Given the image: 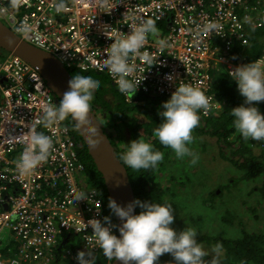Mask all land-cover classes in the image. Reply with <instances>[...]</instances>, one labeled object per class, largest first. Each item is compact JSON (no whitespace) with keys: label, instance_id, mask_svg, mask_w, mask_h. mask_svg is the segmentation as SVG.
<instances>
[{"label":"built area","instance_id":"obj_1","mask_svg":"<svg viewBox=\"0 0 264 264\" xmlns=\"http://www.w3.org/2000/svg\"><path fill=\"white\" fill-rule=\"evenodd\" d=\"M249 1L114 0L117 4L103 12L98 0H65L66 10L57 13V0H0V21L21 39L53 54L67 69L104 74L118 90L104 66V50L113 39L130 32L131 16L136 22L153 19L161 23L158 37L149 34L140 51L148 52L154 64L137 55L129 57L135 66L129 78L139 83L136 93L169 98L176 83L197 86L209 99L208 109L199 110L200 117L223 109V99L211 93V72L228 73L249 63L234 50L236 45L248 46V34L264 26V7ZM25 23L32 29L27 37L17 31ZM208 23L217 27L202 32ZM159 39H166L170 47L161 49ZM253 61L264 66V49ZM122 95L126 102L133 101ZM59 102L36 66L17 54L1 52L0 264H79L78 252L91 250L96 256L99 251L93 230L86 226L88 220L103 222L109 216L115 224L107 201L90 186L79 151L82 144L66 118L52 128L37 126L53 140L51 155L30 176L17 173L15 162L29 130L44 106ZM73 190L92 195L73 201ZM112 230L116 234V228Z\"/></svg>","mask_w":264,"mask_h":264},{"label":"clouds","instance_id":"obj_2","mask_svg":"<svg viewBox=\"0 0 264 264\" xmlns=\"http://www.w3.org/2000/svg\"><path fill=\"white\" fill-rule=\"evenodd\" d=\"M116 4L114 0H98V7L103 12H108ZM54 7L57 13L66 10L65 0H57ZM130 19L133 21L130 32L113 39L110 46L104 50L107 54L104 66L113 76L118 91L124 95L132 91L136 93L139 85L129 78L135 70V66L129 63L130 54L140 56L152 66L154 64L152 57L148 52L140 50L148 35L158 32L153 19H142L136 22L134 15ZM216 27L215 23H208L200 30L207 32ZM103 30L106 35L107 25ZM17 31L27 37L32 29L25 23ZM165 31H167L166 27ZM158 46L161 49L170 47L166 39H159ZM2 52L8 51L3 50ZM228 75L235 81L239 94L245 98L242 104L230 110L234 128L245 141L247 140L246 143L249 144L251 151L255 147L264 149V114L253 103L264 101V66L259 61H252L235 67L234 70L228 72ZM166 79L172 80L173 77L166 75ZM99 86L100 80L92 75L75 73L68 81V90L63 93L59 104L44 106L42 114L29 130L24 150L15 162L19 175L30 176L38 165L48 160L51 155L53 140L49 135L37 131V126L52 128L59 121L71 116L78 124L87 126L92 133L89 145L95 146L94 137L98 132L97 127L89 123V112L90 101ZM147 94L154 96L148 92ZM132 102L137 103L138 101H135L133 97ZM208 107L209 99L199 87L176 83L175 91L160 106L158 115L162 119L153 129L154 137L161 145L171 148L177 159L188 158L189 161L185 160V163L195 165L199 160V154L190 147L193 141L192 131L199 124V110L206 111ZM231 138L230 136L227 140L219 142L214 139L217 143V154L220 156V159H214L222 163L221 159L225 160L224 156L230 154L226 153L223 145L229 147L230 152L231 149L235 150L238 147V143L231 145L232 148L228 145L227 141ZM163 158V152L156 149L151 142L139 137L126 143L125 150L119 156L122 165L134 170L155 169ZM213 163L214 165L220 164L215 161ZM205 172L208 174L206 170ZM71 195L73 201H76L86 199L92 193L73 190ZM107 203L116 225L111 222L109 216H104L103 222L95 218L88 220L86 226H90L93 230L95 246L99 248V251L96 256L91 250L87 253L78 252L76 259L79 264H100L99 258L104 260V264H111L113 260L121 264H156L164 253L170 254L175 264H220L223 252L221 243L212 246V259L207 261L205 257L209 255V252L205 250L201 242L197 241L198 230L196 228L187 225L178 232L171 227L174 221L171 202L158 203L134 199L127 205L121 206L114 199L109 198ZM137 207L141 209L138 213L135 212ZM114 215L120 219L119 225ZM113 228H116L117 235L113 232ZM12 264H17V262L13 261Z\"/></svg>","mask_w":264,"mask_h":264},{"label":"trees","instance_id":"obj_3","mask_svg":"<svg viewBox=\"0 0 264 264\" xmlns=\"http://www.w3.org/2000/svg\"><path fill=\"white\" fill-rule=\"evenodd\" d=\"M249 4L256 5L258 8L260 6L264 7V0L260 4H257L255 0H250ZM248 38L250 39L248 46L236 45L234 49L239 57L246 56V61L251 62L263 52L264 26L253 33H249ZM2 51L0 48V54ZM69 70L72 76L79 73L92 75L100 80V86L94 91L90 104L100 122L101 118L98 116V112L103 114L102 127L114 145L118 157L125 150L126 143L138 137L151 142L156 149L163 152L164 158L155 169L134 170L125 165L135 199L158 203L171 202L174 215L171 227L178 232L187 225L196 228L198 230L196 239L202 243L205 249L212 248L216 243H221L223 252L220 264H264V232H248L241 229V235L224 236L222 231H215L216 228L209 230L206 227V231L204 225L197 227L196 223L200 220L196 219L197 215L195 214H192L190 218H184L186 211L183 204L178 203L179 196L181 197L185 191L196 192L195 190L204 189L202 186L205 181L203 182L198 175H195L194 167L193 170L188 169L187 163H185L188 158L184 160L177 159L173 150L161 145L153 135V129L159 125L162 119L158 115L160 106L165 101L162 98H168V96L154 97L147 94V92L139 91L133 96L135 101L138 102L128 103L124 100V96L110 83L108 76L91 71L83 72L70 68ZM224 73L221 74V77L219 76V81H217L216 76L212 75L211 72L213 77L211 93L215 98L223 99L222 111L210 112L208 116L200 115L199 124L193 129V133L202 134L206 132L208 135L213 136L217 142L227 140L231 136L232 138L227 141L228 145L231 147V145L234 146L238 143V147L235 150L231 149L228 156H224L225 160H228L232 165V168H224L223 171L237 173L238 176L235 181L250 182L254 186L252 190L258 191L264 200V150L259 154L251 151L249 144L235 130L230 110L240 105L239 101H244L245 98L239 94L235 81L229 77L228 73ZM254 104L264 114V101L254 102ZM136 114H141L145 121L138 119ZM66 119L73 128L76 139L82 144L79 151L87 167L86 172L90 180V186L97 189L102 197L108 201L106 188L100 173L96 170L92 159L87 153L70 116H67ZM119 130H121V135H117ZM125 134L128 135V139L125 138ZM196 142L197 139L194 143ZM203 146L204 144H201V149ZM89 180L87 181L89 182ZM235 181H230L228 184L217 182L212 188L208 186L204 189L206 191L205 196H203L206 199L204 205L209 211L217 210L216 219L218 222H232V215L229 213L228 208L222 210L223 213L219 215L217 201L222 200L225 196L222 191L227 190L228 185H233V188L236 186ZM189 186L192 189L188 191ZM217 189H219V193H217ZM258 202L261 201L258 200ZM139 211L141 209L137 207L136 212ZM211 259L212 254L209 253L205 260L210 261ZM170 261L175 264L173 257L168 253H164L159 257L156 264H168ZM99 262L104 264V260L101 258H99Z\"/></svg>","mask_w":264,"mask_h":264},{"label":"rangeland","instance_id":"obj_4","mask_svg":"<svg viewBox=\"0 0 264 264\" xmlns=\"http://www.w3.org/2000/svg\"><path fill=\"white\" fill-rule=\"evenodd\" d=\"M222 73H224V69H220L214 72L217 81H219V76L221 77ZM134 94L135 91L128 93L129 97H133ZM162 99L166 101L169 98ZM243 102V100H240L239 104H242ZM98 116L101 118L102 123V118L104 117L103 114L98 112ZM136 117L141 121H145V118L141 114H136ZM192 134L194 141H192L190 147L199 154V160L195 165L187 162V166L189 170H193L194 167L195 175H198L203 182L205 181V184L202 187H204V189L208 186L212 188L217 182H224L227 184V182L233 180L235 181V178L238 176L237 173H233L231 171L225 172L223 171V168H221L224 166V168L230 169L232 168V165L228 161H225L223 158L221 159L222 163L220 160H216L220 159V156L217 154V143L214 142L215 138L208 135L206 132L197 134L193 133L192 131ZM117 135H121V130L118 131ZM125 138L128 139L127 134H125ZM195 139H197L196 143H194ZM201 144H204L202 149ZM223 146L226 153L229 154L230 148L226 145ZM262 150L264 149L255 147L252 151L256 154H259ZM214 161L220 164L214 165ZM205 170L208 172V175ZM235 182L236 186L233 188V185H228L229 188L227 187V190L222 191L225 196L222 198V200L220 199L217 201V207H219V215L223 213L221 212L222 210L228 208L229 213L232 215L231 223L218 222L216 219L217 210L209 211L206 208V206L204 205L206 199L203 197L206 194V191L204 189L195 190L196 192L185 191L181 197L179 196L180 201L178 200V203L180 205L182 203L186 211V213L184 214V218H190L192 214H195L197 215L196 219L200 220L198 221V223H196L197 227L200 225H204L205 229L206 227L209 230H213L216 228L215 231H222L224 233V236L241 235V229H244L248 232H264V200L261 198L260 193L256 190H252L254 186L250 182ZM188 188V191L192 189L191 186H189ZM219 192L220 191H218L217 193ZM258 200L261 202L259 203ZM178 203L176 202L177 205ZM205 250L211 253L210 247L206 248ZM59 264L66 263L60 262Z\"/></svg>","mask_w":264,"mask_h":264},{"label":"water","instance_id":"obj_5","mask_svg":"<svg viewBox=\"0 0 264 264\" xmlns=\"http://www.w3.org/2000/svg\"><path fill=\"white\" fill-rule=\"evenodd\" d=\"M0 48L4 51L17 54L33 66H36L56 98L61 100L63 93L68 90V81L72 75L70 70L59 59L53 54L21 39L1 21ZM89 116V123L95 125L98 132L94 137L96 139L94 147L89 145L92 133L88 130L87 126L78 124L71 116L70 118L96 170L100 173L108 199L112 198L121 206H125L135 199L126 167L119 160L114 145L111 143L102 127V123L91 107ZM114 217L117 225H119L121 223L120 219L115 215ZM111 264H121V262L113 260Z\"/></svg>","mask_w":264,"mask_h":264},{"label":"crops","instance_id":"obj_6","mask_svg":"<svg viewBox=\"0 0 264 264\" xmlns=\"http://www.w3.org/2000/svg\"><path fill=\"white\" fill-rule=\"evenodd\" d=\"M157 29L161 27V23L155 22ZM152 39H156L158 37V33L156 34H151ZM236 59V58H235Z\"/></svg>","mask_w":264,"mask_h":264},{"label":"flooded vegetation","instance_id":"obj_7","mask_svg":"<svg viewBox=\"0 0 264 264\" xmlns=\"http://www.w3.org/2000/svg\"><path fill=\"white\" fill-rule=\"evenodd\" d=\"M197 166H199V165H197ZM221 168H223L224 169V166L223 167H221ZM221 171V170H220ZM219 190H217V192H218Z\"/></svg>","mask_w":264,"mask_h":264}]
</instances>
